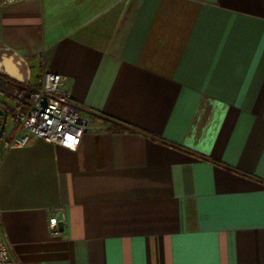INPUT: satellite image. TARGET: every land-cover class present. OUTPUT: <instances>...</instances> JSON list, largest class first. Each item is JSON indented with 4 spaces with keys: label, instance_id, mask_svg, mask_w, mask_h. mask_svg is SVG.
<instances>
[{
    "label": "crops",
    "instance_id": "crops-1",
    "mask_svg": "<svg viewBox=\"0 0 264 264\" xmlns=\"http://www.w3.org/2000/svg\"><path fill=\"white\" fill-rule=\"evenodd\" d=\"M44 71L92 125L0 157L19 264H264V0L0 3V81Z\"/></svg>",
    "mask_w": 264,
    "mask_h": 264
},
{
    "label": "built area",
    "instance_id": "built-area-1",
    "mask_svg": "<svg viewBox=\"0 0 264 264\" xmlns=\"http://www.w3.org/2000/svg\"><path fill=\"white\" fill-rule=\"evenodd\" d=\"M18 0H0L10 3ZM17 127L9 137L0 140V157L12 146L25 144L31 136L46 138L67 148H75L82 133L92 122L81 116L79 105L72 100L70 88L58 73L44 71L38 84L28 92L27 108L18 109L13 115ZM62 211H55L48 219L53 235ZM0 264H19L0 227Z\"/></svg>",
    "mask_w": 264,
    "mask_h": 264
},
{
    "label": "rangeland",
    "instance_id": "rangeland-1",
    "mask_svg": "<svg viewBox=\"0 0 264 264\" xmlns=\"http://www.w3.org/2000/svg\"><path fill=\"white\" fill-rule=\"evenodd\" d=\"M28 92L29 90L26 91L22 87L6 79L0 81V108L4 109L7 113L5 130H7L10 125L13 112L26 102Z\"/></svg>",
    "mask_w": 264,
    "mask_h": 264
},
{
    "label": "trees",
    "instance_id": "trees-1",
    "mask_svg": "<svg viewBox=\"0 0 264 264\" xmlns=\"http://www.w3.org/2000/svg\"><path fill=\"white\" fill-rule=\"evenodd\" d=\"M23 89L26 90L25 88H23ZM26 91H27V90H26ZM27 105H28V93H27V96H26V102H25L24 105L21 106L19 109L24 110V109L27 108ZM17 110H18V109H17ZM17 110H15V111H17ZM15 111L13 112L12 117H13ZM0 121H1V116H0ZM114 125L116 126V123H114ZM16 127H17V122L14 120V128H13V130H12V131L10 132V134H8L7 136H5L4 134H2L0 140H1V139H4V138H7V137H9L12 133H14Z\"/></svg>",
    "mask_w": 264,
    "mask_h": 264
},
{
    "label": "water",
    "instance_id": "water-1",
    "mask_svg": "<svg viewBox=\"0 0 264 264\" xmlns=\"http://www.w3.org/2000/svg\"><path fill=\"white\" fill-rule=\"evenodd\" d=\"M0 116H1V121H0V138L4 132L6 120H7V113L4 109L0 108Z\"/></svg>",
    "mask_w": 264,
    "mask_h": 264
}]
</instances>
